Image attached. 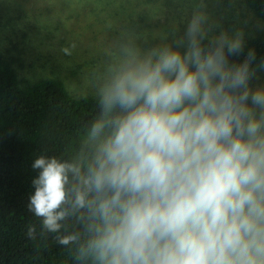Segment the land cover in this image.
<instances>
[{
  "label": "clouds",
  "instance_id": "1",
  "mask_svg": "<svg viewBox=\"0 0 264 264\" xmlns=\"http://www.w3.org/2000/svg\"><path fill=\"white\" fill-rule=\"evenodd\" d=\"M245 46L209 0L166 42L116 37L78 149L32 164L39 235L77 264H264V88L249 87L254 49L230 61Z\"/></svg>",
  "mask_w": 264,
  "mask_h": 264
},
{
  "label": "rangeland",
  "instance_id": "2",
  "mask_svg": "<svg viewBox=\"0 0 264 264\" xmlns=\"http://www.w3.org/2000/svg\"><path fill=\"white\" fill-rule=\"evenodd\" d=\"M192 6L193 0H0V52L19 61V80L58 78L74 98L94 96L91 73L116 37L130 34L145 46L166 42L186 27ZM209 9L225 30H242L245 41L264 31L246 0H209ZM250 88H264V68Z\"/></svg>",
  "mask_w": 264,
  "mask_h": 264
},
{
  "label": "trees",
  "instance_id": "3",
  "mask_svg": "<svg viewBox=\"0 0 264 264\" xmlns=\"http://www.w3.org/2000/svg\"><path fill=\"white\" fill-rule=\"evenodd\" d=\"M246 5L264 22V0H246ZM245 42L244 54L230 61L240 63L254 49L257 74L264 62V31ZM18 62L0 52V264H77L74 250L62 248L51 234L39 235L41 220L29 210L38 175L32 164L42 153L70 158L99 107L95 96H71L58 78L19 80ZM31 225L35 239L28 235Z\"/></svg>",
  "mask_w": 264,
  "mask_h": 264
}]
</instances>
